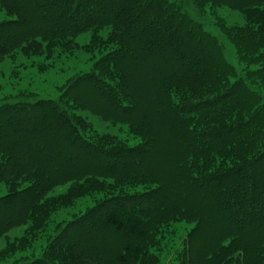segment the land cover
<instances>
[{"label": "trees", "instance_id": "16d2710c", "mask_svg": "<svg viewBox=\"0 0 264 264\" xmlns=\"http://www.w3.org/2000/svg\"><path fill=\"white\" fill-rule=\"evenodd\" d=\"M192 2L200 12L225 7L245 17L234 30L220 26L243 73L172 0H0L12 17L0 24V65L36 41L65 52L72 38L103 29L115 45L109 62L68 82L57 102L0 99V184L9 186L0 239L18 227L40 231L57 208L104 194L25 264H159L161 228L180 220L195 224L182 264H264V0ZM71 100L111 123H144L151 150L93 144ZM136 100L148 107L137 111ZM124 178L146 184L144 192H125ZM64 185L65 195L47 197Z\"/></svg>", "mask_w": 264, "mask_h": 264}, {"label": "rangeland", "instance_id": "374dc122", "mask_svg": "<svg viewBox=\"0 0 264 264\" xmlns=\"http://www.w3.org/2000/svg\"><path fill=\"white\" fill-rule=\"evenodd\" d=\"M172 1L177 3L182 11L193 18L195 22L200 23L205 30L217 38L222 48L224 59L239 74L240 72L243 73L244 66L236 58L237 54L234 45L221 32L220 26H224L225 29L232 28L234 30L244 26L245 17L225 7H222L223 9L212 8L211 10L205 7L204 12H200V10L195 8L192 0ZM94 2L99 3L100 0H94ZM91 9L90 7L89 11ZM10 20H12V17L6 15V11L0 4V24ZM108 33H110L109 30L103 29L99 30L96 35H90L89 33L78 35L72 38V45H68L65 52H62L63 48H60L59 45L57 46L55 41H51L47 45L45 42L41 44V42L36 41L37 44L35 43L30 47H22L18 52L12 53V56L0 65V99L4 96H9L10 98L7 100H11L10 103L13 104H34L38 103L41 99L54 102L59 101V96L62 94L61 89L66 84L68 85V82L80 78L93 70L97 71L100 64H106V62L110 61L112 55L109 54L113 53L111 48H114L115 45L110 40L107 41L106 37ZM180 38L184 42L185 38L183 36H180ZM27 39L29 40V38ZM28 40L27 42H29ZM186 45L185 41L184 46ZM35 50L40 51V55L32 54ZM166 50L169 49L161 50L162 55L165 54ZM109 66L110 70L111 64ZM17 94L24 95L25 97L18 98ZM33 94L36 96V102L31 101V98L29 99L30 95ZM73 97L76 101L75 103L78 105L77 102L80 100L74 95ZM137 102L139 109L136 108V110L139 112L141 108L148 107V102H146L147 107L145 104H141L140 101ZM67 104L70 106L68 108L76 114L75 116L81 118L83 121L84 127H86L85 132H87L85 137L93 144L98 143L101 146L112 148L126 146L128 148L139 147L142 150H151L147 145L152 141V136L147 134V125H144V123L137 128L128 124L111 123L104 120L102 116L92 110L86 103L83 105L87 107H83L82 110H77L78 106L72 100L68 101ZM60 105L62 110L69 113L67 112L66 105L62 103ZM0 117L3 116L0 115ZM5 131L9 133L8 130ZM20 134L18 135L20 136ZM27 135L25 134L24 136L28 137ZM150 154L148 153L147 157H150ZM156 155L158 156V152ZM110 179L120 180L119 178ZM120 182H128L130 186L125 189V192L131 194L144 192L143 190L146 187V184L142 182H136L127 178H124ZM30 185L27 182L22 183L21 186H15L14 193ZM8 188L9 186L0 184V197L7 194ZM67 191L68 185L58 186L46 195L48 198H58L65 195ZM102 196H104L102 193H91L88 196L85 195L78 197L76 200L73 199L74 202L72 204L57 208L50 218L46 220L45 226L40 231L38 230L32 234L26 233L25 227L10 230L6 239H0V264H25L41 259L44 257L47 246L52 242V239L55 241L57 226L67 223L74 218L78 219L86 210L92 207L96 199H100ZM192 227H195L194 222L190 223L180 220L161 228L162 234L157 237L159 245L153 249L154 253L158 252L159 264H182L179 256L183 251L189 232L193 229ZM20 241L23 242V247L20 246ZM9 243H14L15 249L13 251L9 250ZM95 257L90 258L97 259ZM64 264H67V261Z\"/></svg>", "mask_w": 264, "mask_h": 264}]
</instances>
